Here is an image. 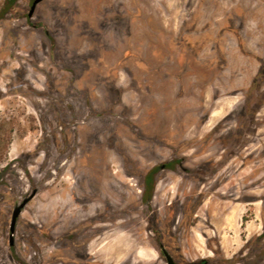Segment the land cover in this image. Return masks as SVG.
Instances as JSON below:
<instances>
[{"label": "rangeland", "instance_id": "rangeland-1", "mask_svg": "<svg viewBox=\"0 0 264 264\" xmlns=\"http://www.w3.org/2000/svg\"><path fill=\"white\" fill-rule=\"evenodd\" d=\"M32 1L0 0V264H264V0Z\"/></svg>", "mask_w": 264, "mask_h": 264}, {"label": "flooded vegetation", "instance_id": "flooded-vegetation-1", "mask_svg": "<svg viewBox=\"0 0 264 264\" xmlns=\"http://www.w3.org/2000/svg\"><path fill=\"white\" fill-rule=\"evenodd\" d=\"M252 131V128H247L246 129V134L247 136L245 138H243L242 140H247L250 138V136L248 137V134ZM238 146V145H237ZM240 149H243L244 147H246L245 143L243 144H240ZM238 150V149H237ZM95 225H98V226H101L100 228H104V225L103 224H95ZM97 229V228H96ZM99 229V228H98ZM120 242V241H118ZM14 243V240L12 239L11 243L9 244V240H8V244L11 246L12 244ZM158 249H159V252L160 254L164 257L165 259V254L164 252H166L172 259L173 261V264H179L176 262V259L174 257V254H172L171 252H169L161 243L158 244ZM211 252V256H209V254H205V255H202L199 259H197L193 264H232V261L234 260L232 256H230V258L232 260L229 261V263H224L220 260V257L219 255H216L212 250L210 251ZM209 257H213L214 259L212 258H209Z\"/></svg>", "mask_w": 264, "mask_h": 264}, {"label": "water", "instance_id": "water-1", "mask_svg": "<svg viewBox=\"0 0 264 264\" xmlns=\"http://www.w3.org/2000/svg\"><path fill=\"white\" fill-rule=\"evenodd\" d=\"M39 1L40 0H33L32 1L31 5H30V8H29V11L27 13L28 16H30L32 14L35 5ZM34 192H35V190H33L28 197L23 198L22 201L20 203H18L17 205H15L14 208H13V210H12L11 218H10V223H9V231H10L9 239H8L9 240V244L12 241V233L14 231V226H15L16 218L19 215V213H20L21 209L23 208V206L25 205V203L34 194ZM164 254H165V264H173V261H172L171 257L166 252H164Z\"/></svg>", "mask_w": 264, "mask_h": 264}, {"label": "trees", "instance_id": "trees-1", "mask_svg": "<svg viewBox=\"0 0 264 264\" xmlns=\"http://www.w3.org/2000/svg\"><path fill=\"white\" fill-rule=\"evenodd\" d=\"M165 164H160V165H157V166H154L151 170H149V172H147V175H146V181H145V185L147 186V188L150 190V187H151V174H153L155 171H157L159 168L163 167ZM150 192V191H149ZM150 194V193H149ZM149 197H147L145 200L146 202L149 201Z\"/></svg>", "mask_w": 264, "mask_h": 264}]
</instances>
